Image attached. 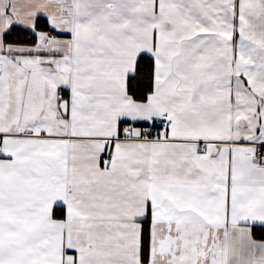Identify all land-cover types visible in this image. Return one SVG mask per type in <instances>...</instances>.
<instances>
[{
    "label": "snow or ice",
    "instance_id": "1",
    "mask_svg": "<svg viewBox=\"0 0 264 264\" xmlns=\"http://www.w3.org/2000/svg\"><path fill=\"white\" fill-rule=\"evenodd\" d=\"M0 264H264V0H0Z\"/></svg>",
    "mask_w": 264,
    "mask_h": 264
}]
</instances>
